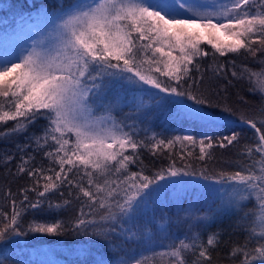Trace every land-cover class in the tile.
<instances>
[{"label": "snow or ice", "instance_id": "snow-or-ice-1", "mask_svg": "<svg viewBox=\"0 0 264 264\" xmlns=\"http://www.w3.org/2000/svg\"><path fill=\"white\" fill-rule=\"evenodd\" d=\"M37 23L43 26H32ZM20 30L33 35L0 56V141L23 136L24 142L0 149V168L6 178L25 183L15 193L4 191L11 211L0 209V264H9L3 253L16 238L30 233L72 238L81 256L97 244L112 254L94 264H145L137 258L144 251L136 249L153 244L146 226L151 220L141 221L152 196L169 184L200 180L220 186L225 195L218 207L234 211L236 228L246 233L243 243L232 245L230 264H264V0H47L35 18H21ZM210 55L213 63L202 68ZM229 55L251 57L260 67L216 62ZM215 79L246 82L260 98L255 113L226 96L221 101L211 86ZM146 97L203 131L167 137L152 131ZM232 118L245 127L222 123ZM41 120L40 131L30 132ZM177 142L199 145V161L232 146L236 158L197 171L188 159L193 152L179 155L178 163L174 151H165ZM142 150L166 155L169 163L150 168ZM183 211V236L165 230L163 264H189V254L190 264H217L212 252L221 233L205 241L199 229L207 216ZM206 212L216 215V209ZM37 213L56 216L38 221Z\"/></svg>", "mask_w": 264, "mask_h": 264}, {"label": "trees", "instance_id": "trees-1", "mask_svg": "<svg viewBox=\"0 0 264 264\" xmlns=\"http://www.w3.org/2000/svg\"><path fill=\"white\" fill-rule=\"evenodd\" d=\"M47 0H0V55L5 54L13 50L14 47L20 44V39L23 33L18 32L20 30L21 18L31 15L33 18L37 15V9ZM10 6V7H9ZM19 33V34H17ZM206 50L210 51L209 46L204 45ZM235 60L236 65L239 67L242 63L247 64L248 67L258 69L260 66L252 62V58L248 57L245 60L244 56L229 55L227 57H218V63H227V61ZM202 68L208 64L213 63L211 55L202 60ZM230 67V66H229ZM198 75V74H197ZM211 74L206 72L204 79L206 84L209 82V76ZM231 78L229 72V79ZM211 86L219 90V99L224 100L227 97V102L238 105L242 110L246 111L249 115L255 113L257 106L260 103L259 96H253L247 90L248 85L243 81L233 80L229 84L228 79H215L211 81ZM226 88V92L221 90ZM239 97L246 98L249 103L247 105L240 104ZM146 104V117H151V130L155 132H163L164 136L169 135H184L187 133L198 134L203 129L198 124L183 121L178 118L172 108H158L155 107L149 98ZM124 112H128V108H124ZM119 115V113H117ZM144 120L145 117H140ZM44 123L43 120L38 121L36 125L29 129L30 132H39L40 126ZM226 127L231 129H241L244 125L239 124L236 118H232L229 121H222ZM8 127H11V122H8ZM141 127L143 125L141 124ZM220 135H227L228 133L224 128L214 129ZM151 134V133H149ZM143 135V134H141ZM251 131H245L246 137H251ZM19 141L24 142V137L19 136L13 139V143ZM245 141H241L244 143ZM13 143H6L0 141V149L5 147L11 148ZM174 151L177 156L176 159L179 163V155L186 154L188 151L194 153L193 157H189V162L199 170L201 165H205L209 168H219L223 166V161L229 157L235 159L237 148L235 146L221 149L215 148L212 151L215 157L212 161H199L195 157L199 155V145L185 146L180 142L173 145L171 150ZM141 159L144 164L150 168H159L166 166L169 163L167 156H153L147 150L141 151ZM14 167V165H13ZM132 171H136L137 166L131 167ZM4 170L0 168V209L5 212L11 211L10 204L5 202L4 191L8 188L13 193L17 192L20 185L25 183V179L17 181H11L10 178L4 176ZM166 179H169L166 177ZM177 179V178H171ZM198 177H184L186 181H195ZM163 183V182H159ZM213 182H205L200 180L198 183L187 184H169L163 188L159 194H154L149 201L146 209V215L141 217V221L145 222L151 220L150 224L146 226L150 230V234L153 238V244L138 246L136 252L144 251L143 256L137 258L144 260L145 264H163L159 253L166 251L161 247V244H167L169 241L163 239L165 230L169 235H175L182 237L186 231L187 225L180 223V220L186 219L184 216L185 208H193L198 216H207L204 220V227L199 229L202 231V238L206 241L209 233L219 231L221 234L218 237L219 247L212 252V257L217 264H230L228 254L233 244L243 243L246 233L239 228H236V221L238 215L225 207H218L221 205L222 198L225 193L220 190L219 185L209 187L208 185ZM251 202L247 207H251ZM216 209V215L208 214L206 209ZM68 213H59L60 217H66ZM56 214L51 216L47 214L37 213L36 219L38 221L51 220ZM32 219L31 216L25 217V220ZM25 226L27 224L25 223ZM193 231L198 229L193 228ZM18 242L13 243L9 247L4 255L10 257L9 264H94V261L98 256L103 255L105 258L110 259L112 254L105 249L100 248V245L94 246L91 253L86 256L77 254L74 250L79 246L77 241L72 238H65L60 236H49L47 234L30 233L26 237L16 238ZM187 259L190 261L193 257L189 254Z\"/></svg>", "mask_w": 264, "mask_h": 264}, {"label": "rangeland", "instance_id": "rangeland-1", "mask_svg": "<svg viewBox=\"0 0 264 264\" xmlns=\"http://www.w3.org/2000/svg\"><path fill=\"white\" fill-rule=\"evenodd\" d=\"M30 23H34V19H33V21H30ZM32 26H33V27H42L43 25H42V23H37V24H34V25H32ZM25 27H26V25H25ZM18 32L23 33V36H22V38L20 39V44L25 43V42L28 40V38H29L30 36L33 35V33L29 32V31H27V30H24V31L19 30ZM17 34H19V33H17ZM34 38H35V37H34ZM30 44H31V40L28 41V44L25 45V47L30 46ZM10 52H11V51H10ZM17 54H19V52H18ZM3 55H4V53L1 54L0 56H3Z\"/></svg>", "mask_w": 264, "mask_h": 264}]
</instances>
